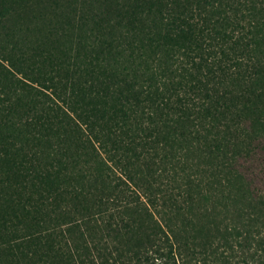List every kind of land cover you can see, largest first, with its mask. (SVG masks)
<instances>
[{
	"label": "trees",
	"instance_id": "1",
	"mask_svg": "<svg viewBox=\"0 0 264 264\" xmlns=\"http://www.w3.org/2000/svg\"><path fill=\"white\" fill-rule=\"evenodd\" d=\"M0 264H264V0H0Z\"/></svg>",
	"mask_w": 264,
	"mask_h": 264
}]
</instances>
